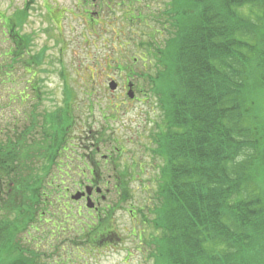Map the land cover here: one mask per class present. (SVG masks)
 <instances>
[{"label": "trees", "instance_id": "trees-1", "mask_svg": "<svg viewBox=\"0 0 264 264\" xmlns=\"http://www.w3.org/2000/svg\"><path fill=\"white\" fill-rule=\"evenodd\" d=\"M138 2L126 0L125 20L142 18L128 5ZM167 6L155 18L167 37L148 34L147 52L161 71L144 78L164 111L163 129L150 135L151 156L161 166L151 204L129 212L141 214L151 229L145 241L151 264H264V0H169ZM24 11L0 14L11 43L0 59V83L12 82V63L24 60L27 71L42 65L41 55L29 52L30 35L20 32ZM31 88L34 103L0 131V264H54L50 251L58 250L62 235L73 240L66 233L74 226L89 248L104 242L108 232L97 234L99 222L87 223L80 207L63 206L62 174L113 177L91 187L115 193L117 205L131 198L127 178L143 171L131 163L121 172L97 147L99 160L76 145L70 162L64 138L74 123L72 89L64 84L62 105L40 113L38 88ZM27 89L11 90L9 101L29 98ZM102 137L91 132L93 143ZM95 207L88 211H102Z\"/></svg>", "mask_w": 264, "mask_h": 264}, {"label": "rangeland", "instance_id": "rangeland-1", "mask_svg": "<svg viewBox=\"0 0 264 264\" xmlns=\"http://www.w3.org/2000/svg\"><path fill=\"white\" fill-rule=\"evenodd\" d=\"M106 3L100 4L98 0H0V14L9 17L25 10V15H21L24 18L19 24L20 32L31 37L29 52L39 53L42 58V65L29 71L24 68V60L12 63V82L0 83L1 134L13 115L22 118L28 105L34 103L32 95L29 96L32 86L38 88L41 101L36 111L41 113L62 105L66 84L69 87L66 92L71 93L72 89L74 94L73 111L69 108L74 123L65 132V146L72 152V147L77 145L81 154H92L93 159L99 160L101 154H93L97 147L103 155L114 158L121 172L131 163L141 165L143 170L127 178L131 198L126 202L114 205L116 194L107 195L105 187L98 186L105 195L98 201L102 211H88L84 201L60 199L68 202L73 212L80 207L87 223L91 219L92 223L99 222L98 235L108 233L104 242L89 248V244L80 243L82 238L76 226L67 230L66 236L71 235L75 241H64L65 235H62L57 241L61 244L58 250L49 253L48 260L54 264H151L153 260L148 257L145 245L151 229L141 214L136 211L133 217L129 210L132 207L144 210L151 204L155 176H159L161 166V160L151 156L153 139L151 141L150 135L163 129L164 111L151 91L152 81L144 78L148 73L156 77L161 68L147 52L152 40L148 34L152 33L160 41L167 37L168 33L162 31L155 18L169 10V0H139L134 6L128 3L131 9L141 10L142 15L140 19L129 21L123 17L126 0ZM5 34L0 30V59L11 47ZM33 73L35 76L31 77ZM110 80L118 84L117 89H109ZM25 87L29 98L9 101L11 90L21 91ZM130 94L138 99L129 101ZM99 131L102 143L91 142V132ZM67 153L62 152L59 160L63 161ZM134 170L138 173V167ZM54 172H58L55 166L51 174ZM87 213L94 217L86 216ZM143 217L147 219L148 216ZM106 220L109 229L102 226V223L106 225ZM138 232L142 233L141 239Z\"/></svg>", "mask_w": 264, "mask_h": 264}, {"label": "flooded vegetation", "instance_id": "flooded-vegetation-1", "mask_svg": "<svg viewBox=\"0 0 264 264\" xmlns=\"http://www.w3.org/2000/svg\"><path fill=\"white\" fill-rule=\"evenodd\" d=\"M133 87H135V85ZM137 99H138V97L135 96V97H133V99L130 98V100L129 99L128 100L134 101ZM72 148H74V147H72ZM67 157H68V160L71 162V149H70L69 155ZM102 158L105 161L108 160V156L102 155ZM89 169H90V171H92L91 168H89ZM112 178L113 177H110V176H107L104 179H102V178L98 179L95 177H82V176L71 178V175H68L66 177V179H63L62 177H60V179H58V181H60V183H59L60 188L63 190L64 195L68 196L70 202H71V184H73V185H79V184L83 185L84 184V185L90 186L89 194L81 196L76 202L82 203L83 201H86L87 198L89 197V199H91L93 201V203H96L98 205L99 202L97 201V197L101 198L102 195H101V193H97L95 188L91 187V185H94L95 181L98 183H99V181H101L102 184H109V181H114ZM63 198H66V197H63ZM62 204H63V206L64 205L67 206V202L62 201ZM67 208L71 209V205L68 204ZM95 209H97V207H95Z\"/></svg>", "mask_w": 264, "mask_h": 264}, {"label": "water", "instance_id": "water-1", "mask_svg": "<svg viewBox=\"0 0 264 264\" xmlns=\"http://www.w3.org/2000/svg\"><path fill=\"white\" fill-rule=\"evenodd\" d=\"M109 87L111 88V89H114L115 87H116V84H115V82H111L110 84H109ZM130 96H131V94H130ZM88 190L89 189H87V192H88ZM84 194V192H76L73 196H72V198L73 199H77V198H79L81 195H83ZM87 207H92V203L88 200L87 201Z\"/></svg>", "mask_w": 264, "mask_h": 264}]
</instances>
